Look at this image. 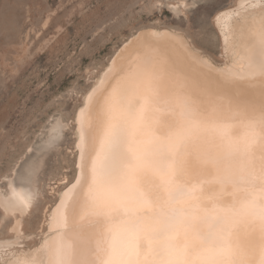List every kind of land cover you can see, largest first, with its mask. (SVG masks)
Instances as JSON below:
<instances>
[{"label":"rangeland","instance_id":"1","mask_svg":"<svg viewBox=\"0 0 264 264\" xmlns=\"http://www.w3.org/2000/svg\"><path fill=\"white\" fill-rule=\"evenodd\" d=\"M236 1L0 0V23L11 37L0 38V195L9 181L35 193L16 250L38 245L48 212L73 182L76 114L122 46L142 30H175L196 35V49L221 65L226 57L214 17ZM192 4L199 7H185ZM58 123L63 129L53 137ZM18 217L0 207V240L13 239Z\"/></svg>","mask_w":264,"mask_h":264},{"label":"snow or ice","instance_id":"2","mask_svg":"<svg viewBox=\"0 0 264 264\" xmlns=\"http://www.w3.org/2000/svg\"><path fill=\"white\" fill-rule=\"evenodd\" d=\"M251 7L261 12L258 20L253 21L258 23V28L252 33L246 57L235 62L223 78L203 71L200 78H194L175 64L157 59L137 61L122 69L123 79L100 106L90 162L85 155L83 134L81 142L75 145L79 162L75 152L68 161L80 169L83 177L80 192L87 186L91 195L110 162L123 155L125 146L131 153L133 163L119 185L110 189L111 194L91 212L97 222L107 221L113 215L134 216L150 208L147 192L136 184V173L145 167L144 154L152 145L179 153L189 143L198 147L205 134H215L249 160L259 161L264 168V3ZM215 20L221 24L222 16ZM148 35L141 33V37ZM0 38L5 43L11 39L3 23H0ZM197 40L196 35H187L185 44L195 50ZM188 64L198 67L195 60H189ZM71 170L65 168L66 172ZM69 183L71 180L65 186ZM10 188L13 199L8 202L14 203L22 213L30 212L34 197ZM80 197L78 194L74 199L73 209L80 203ZM62 207L63 200L49 222V232L55 230L56 235L44 241L36 250L38 255L7 259L10 243L6 241L0 247V255L6 257L5 264H110L111 258L104 255L103 236L93 237L91 223L83 234L82 223L70 224L60 211ZM3 223L7 226L8 220Z\"/></svg>","mask_w":264,"mask_h":264},{"label":"clouds","instance_id":"3","mask_svg":"<svg viewBox=\"0 0 264 264\" xmlns=\"http://www.w3.org/2000/svg\"><path fill=\"white\" fill-rule=\"evenodd\" d=\"M136 184L151 202L134 216L97 222L94 207L133 163L125 146L91 195L73 209L77 224L103 236L110 264H264V168L215 134L179 153L158 145L144 154ZM133 237H135L133 239ZM131 249V251H130Z\"/></svg>","mask_w":264,"mask_h":264},{"label":"bare ground","instance_id":"4","mask_svg":"<svg viewBox=\"0 0 264 264\" xmlns=\"http://www.w3.org/2000/svg\"><path fill=\"white\" fill-rule=\"evenodd\" d=\"M259 3H264V0H237L233 8L222 10L214 17V25L218 31L221 46L226 57V61L221 65L214 64L215 62L213 63L209 57L201 54L199 50H193L190 46H186L185 42L187 38L185 35L175 30H142L124 44L113 57L110 64L101 73L97 81H95L92 88L84 96L82 107L76 114L75 127L78 134V142H81V135L83 134L85 155L89 162L94 155L92 142L93 136L98 128V113L100 106L104 98L112 91V88L123 79L125 73L122 69H125L127 66L137 61L151 62L152 59H157L159 61H168L175 64L179 70L190 73L194 78H200V73L202 71L211 72L214 76L223 78L235 62L240 61L242 57H246L247 55L246 50L250 45L252 33L258 28V23H254L253 21L254 19L258 20L261 15L259 8L251 6ZM241 5H243V7H241ZM218 15L222 16L221 24L216 23L215 18ZM142 32H147L149 35L147 37H141ZM176 38H179L178 43L176 42ZM189 60H195L198 67L188 64ZM244 62L246 63V60ZM59 123L54 126L55 134L52 135L53 137H57L63 129V126H61L62 124L60 123V125ZM76 161L79 162V150L77 152ZM82 179L83 177L81 176L80 169L77 168L73 182L63 190L52 209L48 212L45 224L46 231L43 233L38 245L27 250H16L14 248L15 245L17 246V244L20 243H18V240L23 237V219L21 220V217L28 212L22 213L14 203L8 202L13 199L10 186L14 187L17 191L31 194L33 197H35V193L30 189L16 187L7 179L9 181L8 187H6L7 192L4 195H0V207L5 215H18L20 217H18L19 219H15L14 228L12 227L14 230L11 228L12 231L15 232L13 239L0 240V247H3L6 241L10 243L7 259H16L17 257L29 258L31 255L37 254L36 250L41 247L46 239H51L56 235L55 230L49 232V222L52 220L54 214H56L57 208L61 205L62 200L64 201V207L60 208V211L66 215L70 224L75 221L72 205L78 194L80 196L82 195V192H80V181H82ZM22 181L24 183L26 177L25 180ZM27 183H25V185ZM28 185L29 184L26 186ZM81 227L82 233L86 234L87 225L82 223ZM5 259L6 257L0 255V264H5Z\"/></svg>","mask_w":264,"mask_h":264}]
</instances>
